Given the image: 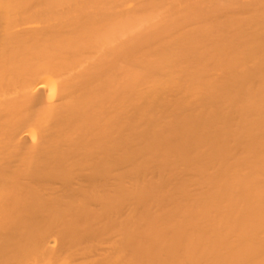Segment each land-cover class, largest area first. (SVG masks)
Instances as JSON below:
<instances>
[{"label": "bare ground", "instance_id": "1", "mask_svg": "<svg viewBox=\"0 0 264 264\" xmlns=\"http://www.w3.org/2000/svg\"><path fill=\"white\" fill-rule=\"evenodd\" d=\"M0 264H264V0H0Z\"/></svg>", "mask_w": 264, "mask_h": 264}]
</instances>
